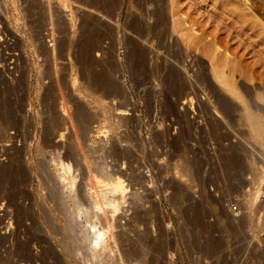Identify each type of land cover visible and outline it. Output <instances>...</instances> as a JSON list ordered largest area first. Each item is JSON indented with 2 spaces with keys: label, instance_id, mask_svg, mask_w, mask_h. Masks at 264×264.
Here are the masks:
<instances>
[{
  "label": "rangeland",
  "instance_id": "rangeland-1",
  "mask_svg": "<svg viewBox=\"0 0 264 264\" xmlns=\"http://www.w3.org/2000/svg\"><path fill=\"white\" fill-rule=\"evenodd\" d=\"M249 4L256 12L242 0H0L1 22L36 52L0 98L14 97L16 127L28 104L44 131L0 168V264H264V198L247 194L233 217L218 196L264 181V143L241 111L264 107V1ZM102 168L126 187L115 214L89 196ZM93 225L113 235L95 256Z\"/></svg>",
  "mask_w": 264,
  "mask_h": 264
},
{
  "label": "built area",
  "instance_id": "built-area-1",
  "mask_svg": "<svg viewBox=\"0 0 264 264\" xmlns=\"http://www.w3.org/2000/svg\"><path fill=\"white\" fill-rule=\"evenodd\" d=\"M44 37H46L48 45L53 47L55 42L51 40L53 36L50 35V32H45ZM26 38L24 35L20 36L8 31L0 20V96L3 91H9V87L15 85L19 78L24 81L23 74L19 75L18 73L27 69L32 53H36L31 51ZM21 94L18 95L21 96ZM4 102H8L9 108L6 107V110L2 109ZM30 108L28 104H21V107L20 104L18 105L17 116H19L20 122L19 126L16 127L13 124L15 115L14 97L10 98L6 95L3 100L0 98V168L12 162L14 152L23 153L27 156L28 152L32 150V146H34L28 139L31 134L38 136V140L34 139V143L35 141L40 142V137L44 132L43 124L41 119H38L31 128ZM7 111L8 113H6ZM192 112L194 113L193 119L201 122L198 120V116L202 118V115H198L195 110H192ZM149 172L147 167H142V174L145 177L150 176ZM250 182L249 180L248 185L244 188L245 191L241 188L244 192L242 195L237 193L236 183L231 184L230 190L218 195L222 198L224 207L233 217H239L245 213L244 196L255 191L258 186L252 183L251 187ZM259 186H261V190L258 200L261 201L264 198V181ZM216 189H220L218 185H216Z\"/></svg>",
  "mask_w": 264,
  "mask_h": 264
},
{
  "label": "bare ground",
  "instance_id": "bare-ground-1",
  "mask_svg": "<svg viewBox=\"0 0 264 264\" xmlns=\"http://www.w3.org/2000/svg\"><path fill=\"white\" fill-rule=\"evenodd\" d=\"M242 1H243L244 7L246 6L248 9H251V11L255 10V12H256L257 9H256V7H254L256 5L249 4V0H242ZM262 1H264V0H262ZM233 12H234V10H233ZM233 14H235V15L237 14L240 19L244 18V20H245V17L248 18V15L246 13H244V12H241V11L240 12H236L235 11V13H233ZM254 18H253V20L252 19L251 20L254 21ZM248 21H247V23H248ZM256 23H257V20H256ZM254 24H255V22H254ZM254 24H252V25H254ZM262 28H264V27H262ZM262 34H263V31H262ZM213 65L214 64H212V75H213V78H214L213 80H215V82L219 85V87H221L220 89L223 92H226L225 94H228V95L230 94V95L234 96L235 98L240 99L242 96L239 93V90L237 89V86L235 84V81H233L234 78H232V77H234V75L231 76L230 75L231 73L230 74L229 73H226V70H225L226 67L225 68H222V67H218L216 65L213 66ZM260 100H263V99H260V97H259V101ZM223 101H224V104L226 105V107H230L231 106L229 104V100L228 99H225ZM256 101L258 102V99ZM256 105L254 104V108L256 109V111L253 110V107L252 106L251 107L250 106L249 107H246V104H245V107L243 108V110H241V111H243L242 114L244 115L245 119L247 120L246 123H247V127H248L249 131L250 132H253V133H256L255 135H258L259 136L260 142L261 143H264V121H263V116L260 114L261 112H264V107H262V106H260L258 104H256ZM232 107H234V106H232ZM258 111H259V113H257ZM78 112H80L79 115L81 114L80 117L82 115L84 116V112L85 111L82 112V110H80ZM118 115L119 116L120 115L122 116V115H125V113L121 111V112L118 113ZM85 161H86V159H85ZM87 161H88V159H87ZM63 171H64V173L60 175V178L62 180L64 179L65 182H66L67 177L69 176V173L71 172V167L68 166V165H63ZM100 171H101L100 173H97L98 171L97 172H94L91 169V172L89 174V185H90V194H89V196H90L91 201L93 202L92 205H93V207H95L96 209H98V211L100 210V211L104 212V214L105 213H108L109 211H111V213H112V210H113V213L115 214L118 211V206H119V201L117 202L116 199L119 198V196H120V198H124L125 197L126 187L124 185V181L121 178H118L115 182H109L106 179V175H107L106 174L107 173L106 170H104V168H102V170H100ZM67 174H68V176H66ZM259 180H263V178L261 177V179H259ZM69 181H70V185L71 186H74L75 185V178H71V180L69 178ZM259 191H260L259 188H256L255 191L252 192L253 193L252 194V197L250 196L251 197V203H253L255 201V199H257V196L259 195ZM112 195H115V196L116 195H119V196H117V198H114V197H112ZM109 207H111L112 209L109 210L110 209ZM102 212H101V214H102ZM97 213L98 212H96V215H97ZM100 223H103V221L100 222ZM93 227L96 228V225L95 226L93 225ZM102 229H104V228H102ZM96 230H97V228L93 230L94 231V239H93V243L94 244L93 245H94V247H96L94 250H91V252L93 251L92 252L93 256H95V251H96L97 247H100V246L102 247V249L104 250V253H105V251L108 249L107 248V246H108L107 245V243H108L107 242V239H110L111 236H113V235H111L112 234L111 233L112 231H111L110 227H109L108 232H106L104 230H103L104 232L102 230H97V231ZM70 231H72V230H70ZM70 236H73V235H70ZM74 239H75V237H74ZM90 249H93V248H90ZM74 253H75V251H74ZM97 254H98V252H97ZM97 254H96V256H98ZM108 264H110V263H108Z\"/></svg>",
  "mask_w": 264,
  "mask_h": 264
}]
</instances>
